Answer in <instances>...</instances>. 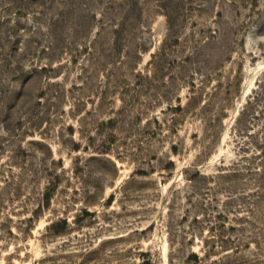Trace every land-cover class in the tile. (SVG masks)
I'll list each match as a JSON object with an SVG mask.
<instances>
[{
	"label": "rangeland",
	"instance_id": "rangeland-1",
	"mask_svg": "<svg viewBox=\"0 0 264 264\" xmlns=\"http://www.w3.org/2000/svg\"><path fill=\"white\" fill-rule=\"evenodd\" d=\"M0 264H264V0H0Z\"/></svg>",
	"mask_w": 264,
	"mask_h": 264
},
{
	"label": "trees",
	"instance_id": "trees-1",
	"mask_svg": "<svg viewBox=\"0 0 264 264\" xmlns=\"http://www.w3.org/2000/svg\"><path fill=\"white\" fill-rule=\"evenodd\" d=\"M46 197H47V198H51V194H50V192H48V193L46 194Z\"/></svg>",
	"mask_w": 264,
	"mask_h": 264
}]
</instances>
